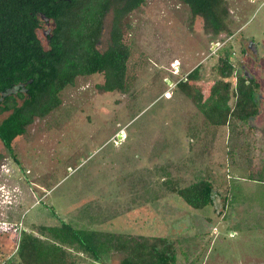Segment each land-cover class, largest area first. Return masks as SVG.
<instances>
[{
	"label": "rangeland",
	"instance_id": "rangeland-1",
	"mask_svg": "<svg viewBox=\"0 0 264 264\" xmlns=\"http://www.w3.org/2000/svg\"><path fill=\"white\" fill-rule=\"evenodd\" d=\"M224 3L228 31L213 36L178 0H145L124 22V92L99 91L102 74L77 77L60 92L58 108L13 140L11 154L0 141V224L20 228L0 236V264H20L22 230L37 234L61 221L165 237L177 264H264V0ZM107 40L105 28L100 51ZM225 54L234 67L229 104L235 78L245 76L258 84V111L216 127L178 83L199 65L194 85L206 96ZM200 180L212 184L211 204L195 210L172 189ZM73 258L119 264L122 254Z\"/></svg>",
	"mask_w": 264,
	"mask_h": 264
},
{
	"label": "trees",
	"instance_id": "trees-1",
	"mask_svg": "<svg viewBox=\"0 0 264 264\" xmlns=\"http://www.w3.org/2000/svg\"><path fill=\"white\" fill-rule=\"evenodd\" d=\"M105 0H0V141L12 153L13 140L25 133L35 118H44L61 104L60 92L72 86L77 77L102 74L101 92H124L129 47L123 42L122 17L117 14L110 29V44L104 51L95 48L100 37ZM192 16L204 20L206 31L217 36L227 32L228 9L224 0H180ZM138 0L129 9H136ZM52 19L56 27L43 44L38 36L40 17ZM127 27V26H126ZM230 55L218 58L219 80L206 96L196 88L200 66L178 83L206 122L229 125L230 120L247 121L257 114L252 78L236 77L234 102L231 84L234 67ZM212 184L208 180L172 189L191 209L211 204ZM37 234L21 231L15 251L20 264H77L73 255H85L101 262L110 253H120L119 264H177L172 242L165 237H131L96 230L78 229L61 221L59 225H40Z\"/></svg>",
	"mask_w": 264,
	"mask_h": 264
},
{
	"label": "flooded vegetation",
	"instance_id": "flooded-vegetation-1",
	"mask_svg": "<svg viewBox=\"0 0 264 264\" xmlns=\"http://www.w3.org/2000/svg\"><path fill=\"white\" fill-rule=\"evenodd\" d=\"M55 2H59V1H64L67 2L68 0H54ZM138 0H105L104 3H106V11H105V15L102 19V27L100 29V37L98 38L96 44H95V48L97 50H99L97 48V45L100 44V40L102 37V33H104L105 28H107V44H110V38H111V34H110V29H112L115 25V19H116V15L117 14H123L126 12V14L122 17V21L121 23L124 25L125 22V18L133 11H135L136 9H138L140 6H142L145 2V0H143L142 3H140V5L136 8V9H132L129 11V9L134 5L135 2H137ZM180 3L184 4L182 1L178 0ZM186 5V4H184ZM187 6V5H186ZM188 7V6H187ZM189 8V7H188ZM109 17V20L107 19ZM195 17V16H194ZM40 21H41V26L39 28V31L42 30L43 25L47 26V30L43 31V38L45 40V44H49L50 39H48L49 36H52V32L56 27L55 22L50 19V18H46L44 16L40 17ZM221 33H226V32H221ZM100 51V50H99Z\"/></svg>",
	"mask_w": 264,
	"mask_h": 264
},
{
	"label": "built area",
	"instance_id": "built-area-1",
	"mask_svg": "<svg viewBox=\"0 0 264 264\" xmlns=\"http://www.w3.org/2000/svg\"><path fill=\"white\" fill-rule=\"evenodd\" d=\"M0 226L2 227L0 230V236L6 234L7 232H9L12 229V232L14 234H17L20 232V228L18 226H13V227H7L6 224H0ZM19 230V231H18ZM17 248V247H16Z\"/></svg>",
	"mask_w": 264,
	"mask_h": 264
},
{
	"label": "water",
	"instance_id": "water-1",
	"mask_svg": "<svg viewBox=\"0 0 264 264\" xmlns=\"http://www.w3.org/2000/svg\"><path fill=\"white\" fill-rule=\"evenodd\" d=\"M121 135H122V134L118 135V136H117V139H119V140H120V138H121Z\"/></svg>",
	"mask_w": 264,
	"mask_h": 264
},
{
	"label": "bare ground",
	"instance_id": "bare-ground-1",
	"mask_svg": "<svg viewBox=\"0 0 264 264\" xmlns=\"http://www.w3.org/2000/svg\"><path fill=\"white\" fill-rule=\"evenodd\" d=\"M124 136V135H123Z\"/></svg>",
	"mask_w": 264,
	"mask_h": 264
}]
</instances>
